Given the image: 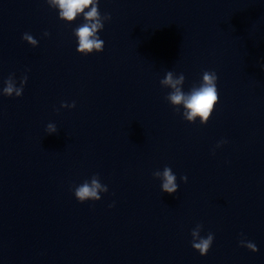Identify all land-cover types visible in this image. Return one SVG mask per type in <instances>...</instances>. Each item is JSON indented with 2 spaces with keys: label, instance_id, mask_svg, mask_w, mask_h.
<instances>
[{
  "label": "clouds",
  "instance_id": "9594fccd",
  "mask_svg": "<svg viewBox=\"0 0 264 264\" xmlns=\"http://www.w3.org/2000/svg\"><path fill=\"white\" fill-rule=\"evenodd\" d=\"M47 4L58 10L59 19L67 23L75 21L78 17H83V23L74 29V36L77 38L78 47L76 51L82 55L92 53H100L104 50V41L98 33L103 30L104 22L111 20L110 14L101 15L99 10V0H46ZM45 36L49 33L45 32ZM28 44L33 47L37 46L38 41L30 34L25 33L22 37ZM28 77L25 75L20 79V85L17 87L14 74L4 81L5 86L2 89V95L7 97H20L23 94L24 86ZM218 76L213 70H205L202 73V79L199 85L194 84L189 91L183 90L185 83V75L173 71H167L164 78L160 80L163 88L170 89L166 95V101L180 113L182 117L189 123H194L199 119L200 123L207 124L215 105L219 102V91L217 88ZM62 108H74L75 102L72 104L61 103ZM57 127L53 123L46 126L47 134L56 133ZM227 141H221L217 144L220 147ZM155 178L161 180V190L168 194H174L178 191L177 177L172 169L165 166L163 171H155ZM183 182H187V176H181ZM108 187L100 182L98 175H93L90 180H85L82 184L74 188V196L77 201L84 203L86 201H99L101 193H107ZM109 205V207H113ZM203 225L197 224L191 231V245L194 250L199 252L201 256L208 253L214 241V234L209 232L206 237L200 235ZM240 245L246 247L252 252H257L258 248L253 242L241 240Z\"/></svg>",
  "mask_w": 264,
  "mask_h": 264
}]
</instances>
